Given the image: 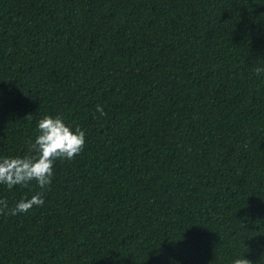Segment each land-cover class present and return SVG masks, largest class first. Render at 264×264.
<instances>
[{
  "label": "trees",
  "instance_id": "trees-1",
  "mask_svg": "<svg viewBox=\"0 0 264 264\" xmlns=\"http://www.w3.org/2000/svg\"><path fill=\"white\" fill-rule=\"evenodd\" d=\"M45 114L85 146L0 264H264V0H0V155Z\"/></svg>",
  "mask_w": 264,
  "mask_h": 264
},
{
  "label": "clouds",
  "instance_id": "clouds-1",
  "mask_svg": "<svg viewBox=\"0 0 264 264\" xmlns=\"http://www.w3.org/2000/svg\"><path fill=\"white\" fill-rule=\"evenodd\" d=\"M256 72L259 75L261 69L257 68ZM96 111L101 116L105 114L100 105ZM36 128L34 140L29 145V154L0 155V185L11 190L15 186L28 188L34 181L39 189L30 196L25 194L17 200L15 207L10 210L12 215L26 213L33 206H42L45 202L44 195L53 181L55 162L58 159H73L85 146V131L79 126L68 124L60 115H43L37 121ZM0 207H7L6 202L0 200ZM261 257H264V254ZM173 264L178 262L173 261ZM231 264L254 262L244 252L234 255ZM256 264H260V260Z\"/></svg>",
  "mask_w": 264,
  "mask_h": 264
}]
</instances>
